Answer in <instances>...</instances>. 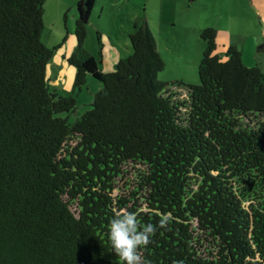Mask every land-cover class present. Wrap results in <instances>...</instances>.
Segmentation results:
<instances>
[{
    "label": "trees",
    "instance_id": "16d2710c",
    "mask_svg": "<svg viewBox=\"0 0 264 264\" xmlns=\"http://www.w3.org/2000/svg\"><path fill=\"white\" fill-rule=\"evenodd\" d=\"M46 1L0 0V264H120L108 224L124 208L143 224L171 216L139 250L151 264H264L261 66L235 44L222 56L209 26L200 83L162 81L165 60L139 17L133 53L106 72L101 32L98 55L85 46L97 0H78L74 87L89 76L102 87L72 122L62 114L76 112V96L50 86L62 43L42 40ZM129 163L147 168V210L113 195Z\"/></svg>",
    "mask_w": 264,
    "mask_h": 264
},
{
    "label": "rangeland",
    "instance_id": "374dc122",
    "mask_svg": "<svg viewBox=\"0 0 264 264\" xmlns=\"http://www.w3.org/2000/svg\"><path fill=\"white\" fill-rule=\"evenodd\" d=\"M101 4L106 5L107 15L100 19L98 9L95 10L96 25H90L86 39V45L94 55H98L97 25L111 33L113 39L120 43L122 54L125 55L127 44L132 46L124 30L128 23L126 14L128 10H137L154 23L161 38V55L165 66L158 73V77L162 81L180 79L186 83H200L199 65L205 49V41L201 38L200 31L209 26L218 29V52L222 56L225 48L235 44L243 51V59L247 65H260L264 71V0H120L119 3L101 0ZM47 20L42 40L52 47L57 38L55 33L61 27L52 24V20ZM49 75L50 86L56 89L55 76L50 72ZM101 87V83L93 76L88 78L82 90L77 89L75 92L78 102L76 112H65L62 115H68L70 121H75L79 115L91 108L93 92ZM185 96L186 92H181V97ZM145 169L147 168L142 165H126L124 173L116 178V188L113 191L117 198L127 196L130 200L127 206L139 204V210L148 208L144 197L146 190L139 188L140 173H144ZM249 203L250 201H245L246 205ZM210 248L207 241L200 247L203 254H208Z\"/></svg>",
    "mask_w": 264,
    "mask_h": 264
},
{
    "label": "crops",
    "instance_id": "0c3cea01",
    "mask_svg": "<svg viewBox=\"0 0 264 264\" xmlns=\"http://www.w3.org/2000/svg\"><path fill=\"white\" fill-rule=\"evenodd\" d=\"M100 1L101 0H97L92 13L90 25L93 27L94 25H96L94 21V13L96 9H98L99 11L98 17L100 19H103V17L107 15L105 14L107 13V7L105 4L100 5ZM111 1L114 3L120 2V0ZM77 2L78 0H47L45 3V26L47 25V19H49L52 20V24H57L61 27V29L57 30V32L55 33L57 38L55 39V43H53L52 47L60 43H62V45L55 51L53 58L48 65V76L49 78H51L49 72L55 76L54 84L56 86V90L62 95H75L76 92V89L74 87L76 68L68 62L67 58L74 51L78 42L77 36L75 34V26L78 18ZM126 15L128 23L125 26L124 30L126 35L130 38L135 20L139 17H144V15H142V13H139L137 10H130V12L128 10V13ZM145 18L147 19V22L157 39L159 51L161 52V38H159V35L157 34L158 31L153 25L154 23H152V21L149 20L148 17ZM97 26L98 27L96 31L101 32L102 41L104 44L102 68L104 71L109 72L115 69L116 64L121 58L127 57L133 53V47L128 46L127 44V46L125 47V55H123L121 51L122 48H120V43L113 39L111 33H107V31H104V29L100 25ZM122 29L123 28H120V30ZM202 30L200 31V35ZM86 44L87 42L85 43L86 48H88L87 50L90 53L94 54ZM90 77L88 78L90 79ZM100 89H98L97 91H99ZM97 91L93 92L94 97Z\"/></svg>",
    "mask_w": 264,
    "mask_h": 264
},
{
    "label": "clouds",
    "instance_id": "9594fccd",
    "mask_svg": "<svg viewBox=\"0 0 264 264\" xmlns=\"http://www.w3.org/2000/svg\"><path fill=\"white\" fill-rule=\"evenodd\" d=\"M170 219V214L162 215L156 225L143 224L136 212L115 211L108 224V239L120 264H151L142 259L139 250L152 243V236L160 228L166 229Z\"/></svg>",
    "mask_w": 264,
    "mask_h": 264
}]
</instances>
